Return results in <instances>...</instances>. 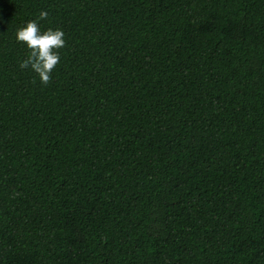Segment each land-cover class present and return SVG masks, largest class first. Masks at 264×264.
Here are the masks:
<instances>
[{
  "label": "trees",
  "instance_id": "trees-1",
  "mask_svg": "<svg viewBox=\"0 0 264 264\" xmlns=\"http://www.w3.org/2000/svg\"><path fill=\"white\" fill-rule=\"evenodd\" d=\"M0 264H264V0H0Z\"/></svg>",
  "mask_w": 264,
  "mask_h": 264
},
{
  "label": "clouds",
  "instance_id": "clouds-1",
  "mask_svg": "<svg viewBox=\"0 0 264 264\" xmlns=\"http://www.w3.org/2000/svg\"><path fill=\"white\" fill-rule=\"evenodd\" d=\"M47 16L48 13L42 11L38 19L44 20ZM15 41L22 43L28 50L27 58L19 63V67L30 68L36 74L39 83L47 86L60 62V50L66 47L64 32L51 28L42 31L38 21L32 20L15 32Z\"/></svg>",
  "mask_w": 264,
  "mask_h": 264
}]
</instances>
